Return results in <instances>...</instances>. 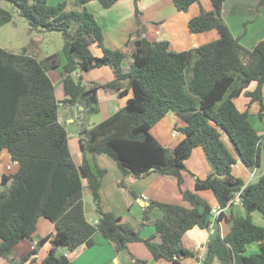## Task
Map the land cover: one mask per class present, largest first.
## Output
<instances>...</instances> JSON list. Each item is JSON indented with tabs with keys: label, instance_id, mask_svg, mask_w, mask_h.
<instances>
[{
	"label": "trees",
	"instance_id": "16d2710c",
	"mask_svg": "<svg viewBox=\"0 0 264 264\" xmlns=\"http://www.w3.org/2000/svg\"><path fill=\"white\" fill-rule=\"evenodd\" d=\"M6 1L33 30L61 32L63 45L60 53L42 59L0 46V152L7 150L11 161L18 164L15 172L0 179L2 264H71L61 250L90 247L95 232L111 242L116 252H128L127 244L139 241L154 259L181 264L183 258L194 256L182 245L183 234L193 227L207 228L211 221L210 204L190 191L183 177L184 161L198 146L212 170L203 179L195 176L194 188L210 189L220 208L216 220L224 218L229 223L225 235L218 231L208 242L202 264H211L214 258L220 264H264V225L256 223L251 215L257 211L264 220V175L247 184L233 175L236 159L221 139L222 134L226 135L245 166H259L264 143L249 121L248 107L257 102L261 117L264 38L251 49L242 45L222 17L224 0H208L207 9L202 7V0H172L178 11L200 7L187 22L190 33L214 29L218 37L176 51L168 40L150 41L136 30L132 62L124 68L123 52L103 45L101 27L86 7L90 0H61L55 4L47 0ZM116 1L98 0L103 8ZM258 4L263 5L264 0ZM10 19L11 13L0 7V26ZM92 43L102 49L100 56L91 53ZM60 66L65 97L57 100L47 71ZM101 66L112 69L111 81L84 84L81 76L73 75ZM123 82L127 87H122ZM252 82L256 85L248 90ZM99 89L116 90L119 96L131 90L132 95L123 107L90 125L88 117L99 111ZM240 96L247 99L244 109L238 107ZM60 103L75 107L77 112L83 155L79 166L72 160L68 133L59 120ZM170 110L184 121L183 126L174 127L183 138L173 147L162 145L150 132ZM100 153L112 158L123 175L139 178L157 173L172 178L182 198L192 206L150 200L142 222L150 221L152 209H157L160 216L151 221L155 233L142 238L134 226L102 208L100 186L106 169L94 168L87 157ZM83 181L97 215L94 223L84 212ZM237 192L244 213L232 209ZM226 207L230 209L227 214L222 212ZM41 216L54 224L55 233L41 237L16 259L14 246L23 239L33 240ZM46 242L49 250L36 262L35 255ZM250 243H257L259 249L246 254ZM145 263L134 258L129 264Z\"/></svg>",
	"mask_w": 264,
	"mask_h": 264
},
{
	"label": "crops",
	"instance_id": "0c3cea01",
	"mask_svg": "<svg viewBox=\"0 0 264 264\" xmlns=\"http://www.w3.org/2000/svg\"><path fill=\"white\" fill-rule=\"evenodd\" d=\"M58 1L61 0H47L49 4H55ZM257 2L258 0H224L222 4L221 14L224 21L234 36L242 34L239 36L240 42L249 49L253 48L257 41L264 38V5L259 7V11H256L255 4ZM201 4L203 8H209L208 0H202ZM134 5V0H118L109 8H103L98 0H90L86 4L87 9L93 14L101 27L103 45L111 49L127 50L126 57L124 55L123 59L124 68H128L132 62L133 41L136 38V30H139L140 35L150 41L168 40L170 47L176 51L187 50L218 37L217 31L214 29L199 33H190L186 30L188 29V20L199 13V6H193L184 12L174 9L168 0H139L138 9L142 11V15L141 22L136 24L134 20ZM244 22L246 23L245 31H243L242 26ZM181 24L185 26L183 29ZM36 35L41 36L42 33L39 32ZM5 49L8 50L6 47ZM89 49L95 56L102 54V49L96 43H92ZM21 51L39 59L47 57V55H40L41 50L36 45L32 48L23 47ZM47 75L54 86L56 99L62 100L65 94L61 66L56 69H49ZM73 75L76 78L81 76L84 84L88 82L105 83L114 78V73L109 66H101L86 72L76 71ZM255 85L256 83L252 82L247 89L252 90ZM122 87H127V82H123ZM261 93L264 106V83ZM131 95V90L126 95L119 96L116 90L99 89L97 93L99 111L88 117L89 124H96L123 107ZM246 101L247 99L244 96H240L237 99L238 107L244 109ZM59 105V118L61 122L63 124H75V127H77L72 132L66 130L68 133L70 155L75 165L79 166L83 155L79 146L80 126L76 122L77 112L73 106L62 103ZM248 112V118L252 127L262 136V142L264 143V108L261 117H259V104L254 102L248 107ZM183 125L184 121L182 118L176 112L170 110L151 128L150 132L162 145L173 147L183 138V134L174 129V127ZM221 139L236 159L231 170L233 175L241 178L245 184L254 182L264 175L263 155L261 156L259 166L247 167L235 153L226 135L222 134ZM87 157L94 168L98 166L106 169L100 186V198L103 210L120 216L121 222L130 223L138 230L142 238L150 237L155 233V227L151 221L160 216L157 209H152L149 215L150 221L142 222L143 210L150 200L179 204L188 208L192 206L190 202L182 198L175 180L170 177L150 173L135 178L131 175H123L117 163L104 153L88 154ZM184 164L186 167V170L183 171L185 185L190 191L195 192L210 204L211 221L207 228L193 227L183 234L182 245L192 250L194 256L183 258L181 264H202L208 242L218 231L222 236L225 235L229 231V223L224 218L216 220L217 212L220 208L213 192L210 189L195 190L194 188V177L203 179L212 170L202 148L199 146L193 148ZM7 166H10L9 169ZM17 167L18 164L11 161L7 150H2L0 152V179L4 174L7 175L15 172ZM82 197L86 218L91 223L96 222L97 215L95 211L93 213L94 208L90 201V190L86 186L85 181H83ZM232 209L242 213L241 210L243 208L240 205V199L232 202ZM229 210V207H226L222 212L227 214ZM91 213L94 217L90 216ZM54 233V224L41 216L36 221L33 240L23 239L19 241L14 246L13 252L16 251L18 256L22 257L35 245L38 239L45 235H53ZM93 239L94 244L90 247L81 245L73 251L66 249H62L61 251L67 256L71 264H129L131 259L134 258L146 260L145 264H170V262L164 259H154L143 242H129L127 244L128 252H116L114 245L104 239L99 232L93 234ZM158 239L157 237L156 240ZM250 244L246 246V252L247 250L257 252L259 249L258 244L255 243L256 246ZM49 247V242H46L39 248L35 255L36 262H40L46 256ZM2 262L3 259L0 257V264ZM23 264L31 263L26 261ZM211 264H220V262L217 258H214Z\"/></svg>",
	"mask_w": 264,
	"mask_h": 264
},
{
	"label": "rangeland",
	"instance_id": "374dc122",
	"mask_svg": "<svg viewBox=\"0 0 264 264\" xmlns=\"http://www.w3.org/2000/svg\"><path fill=\"white\" fill-rule=\"evenodd\" d=\"M138 1L139 0H137L136 4L134 5V20H135L136 24L141 22V15H142V11L138 9ZM168 1L171 2L172 7L174 8L172 0H168ZM258 2H259V0H258ZM258 2L255 4V10L256 11H259V7L264 5V4L260 5V4H258ZM0 7L8 10L11 13L10 21L0 26V46L2 48L6 47L8 49V51H12V52L14 51V53H20L21 49H23V47L32 48L33 46L36 45L41 50L40 55L49 56L51 54H55V53L58 54L61 52L62 45H63V37H62L61 32H59V31H45V32H40V33H42L41 36H37L36 34H38L39 32L33 30L29 26L27 20L19 15L18 10L11 3H9L6 0H0ZM136 7L138 9L137 14L135 12ZM136 15H138L137 18H136ZM137 19H139V20H137ZM242 26H243V31H245L246 23L244 22V24ZM181 27L183 29L185 26L183 24H181ZM186 30H188V29H186ZM241 35L242 34H240L239 36H241ZM239 36H237V37H239ZM33 40H35V41H33ZM239 40H240V37H239ZM19 50H20V52H19ZM120 51L121 52L124 51L123 53L126 57L127 50H123V51L120 50ZM40 59H42V58H40ZM187 70H188V73H186V74H187V76H189V74H190L189 66L187 67ZM60 117H61V114H60ZM64 126L70 132H72L73 130L75 131V129L77 128V127H75V124H71V123L70 124L64 123ZM241 211H242V213H244V210H241ZM93 213H94V210H93ZM90 216L94 217V216H92V213L90 214ZM252 219L256 223L264 225V220L261 218V215L257 211L252 212ZM250 245L256 246L255 243H251ZM245 253L249 254V253H254V252H250L247 250V252L245 251ZM13 256L16 259L19 258L18 253H16V251L13 253Z\"/></svg>",
	"mask_w": 264,
	"mask_h": 264
},
{
	"label": "built area",
	"instance_id": "2783aa9c",
	"mask_svg": "<svg viewBox=\"0 0 264 264\" xmlns=\"http://www.w3.org/2000/svg\"><path fill=\"white\" fill-rule=\"evenodd\" d=\"M59 120H61V119H59ZM9 167H10V166H7L8 169H9ZM238 199H240V197H239V192H237V193L235 194L234 199L232 200V202L235 201V200H238ZM219 211H220V210H219ZM219 211L217 212V214L219 213Z\"/></svg>",
	"mask_w": 264,
	"mask_h": 264
}]
</instances>
